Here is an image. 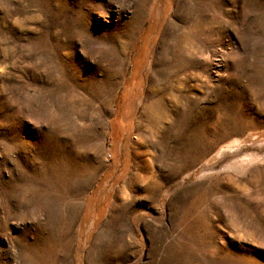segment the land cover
<instances>
[{
	"label": "rangeland",
	"instance_id": "obj_1",
	"mask_svg": "<svg viewBox=\"0 0 264 264\" xmlns=\"http://www.w3.org/2000/svg\"><path fill=\"white\" fill-rule=\"evenodd\" d=\"M0 264H264V0H0Z\"/></svg>",
	"mask_w": 264,
	"mask_h": 264
},
{
	"label": "bare ground",
	"instance_id": "obj_2",
	"mask_svg": "<svg viewBox=\"0 0 264 264\" xmlns=\"http://www.w3.org/2000/svg\"><path fill=\"white\" fill-rule=\"evenodd\" d=\"M142 113H143V112H142ZM143 114H144L146 117H148V116H147L148 114H147L146 112L143 113ZM154 117H155V116H154ZM135 144H137V141H135ZM138 144H139V143H138ZM118 190H119V193L122 194V193L125 191V188H124V187H120ZM120 196H122V195H120Z\"/></svg>",
	"mask_w": 264,
	"mask_h": 264
}]
</instances>
